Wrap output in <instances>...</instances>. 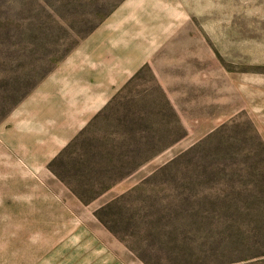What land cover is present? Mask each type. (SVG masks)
I'll use <instances>...</instances> for the list:
<instances>
[{
	"label": "rangeland",
	"instance_id": "obj_1",
	"mask_svg": "<svg viewBox=\"0 0 264 264\" xmlns=\"http://www.w3.org/2000/svg\"><path fill=\"white\" fill-rule=\"evenodd\" d=\"M125 1L0 0V127ZM139 6L110 31L155 12L170 37L44 167L51 219L0 224V264H63L75 238L83 264H264V0Z\"/></svg>",
	"mask_w": 264,
	"mask_h": 264
},
{
	"label": "crops",
	"instance_id": "obj_2",
	"mask_svg": "<svg viewBox=\"0 0 264 264\" xmlns=\"http://www.w3.org/2000/svg\"><path fill=\"white\" fill-rule=\"evenodd\" d=\"M141 1L126 0L111 18L84 40L68 60L24 100L10 120L12 129L0 127V182H27L21 185L27 189L24 192L13 189L5 193L6 185L3 187L0 184V224L11 219L16 224L15 228L22 229L25 226H21V223L25 220L28 223H23L33 229L35 224L46 223L51 219L49 216L53 214L54 200L51 189L43 185L46 181V174H41L44 167L88 125L170 37L171 28H164L155 12L152 21L140 30L143 31L142 35L138 33L131 39H124L123 35L110 31L119 28L122 16L127 13L132 15L140 7ZM137 24L131 22V28ZM51 113L56 116L54 122H51ZM252 119L264 139V99L254 107ZM55 123L61 128L58 133L50 130V126ZM5 167L14 172L7 178ZM6 215L10 217L6 218ZM75 240L78 241L77 238L68 240L56 253L58 257L77 247L70 257L64 259L63 264L86 262L84 259L78 260L83 245L75 246ZM3 242L4 235L1 232L0 244ZM93 242L97 243L95 239ZM56 259L51 257L40 264H52Z\"/></svg>",
	"mask_w": 264,
	"mask_h": 264
},
{
	"label": "trees",
	"instance_id": "obj_3",
	"mask_svg": "<svg viewBox=\"0 0 264 264\" xmlns=\"http://www.w3.org/2000/svg\"><path fill=\"white\" fill-rule=\"evenodd\" d=\"M115 96H116V95H115ZM115 96H114V97H115ZM114 97L112 98V100L114 99ZM112 100H111V101H112ZM111 101H110L109 103H111ZM109 103H108V104H109ZM108 104H107V105H108ZM107 105H106V107H107ZM102 111H103V110H102ZM100 112H101V111H100ZM100 112H99V113H100ZM99 113H98V114H99ZM98 114H97V115H98ZM97 115H96V116H97ZM56 160H57V158L54 159V160L50 163V167H51V166H52V167L54 166ZM125 175H126V174H122V176H125ZM110 186H111V185H107V186H105L104 189L102 188V189L100 190L101 192H99L97 195L101 194V193L103 192V190H105L106 188H110ZM97 195H96V196H97ZM78 196H79L80 198H82V200H84V201H87V200H88V199H86L85 197H83V196L80 195V194H78ZM93 198H95V196H94Z\"/></svg>",
	"mask_w": 264,
	"mask_h": 264
}]
</instances>
